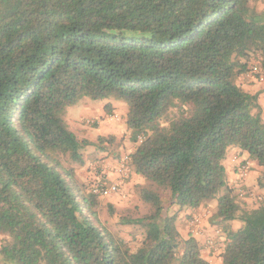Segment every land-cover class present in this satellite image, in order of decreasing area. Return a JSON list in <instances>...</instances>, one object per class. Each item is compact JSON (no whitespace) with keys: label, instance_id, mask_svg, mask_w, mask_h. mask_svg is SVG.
Instances as JSON below:
<instances>
[{"label":"trees","instance_id":"1","mask_svg":"<svg viewBox=\"0 0 264 264\" xmlns=\"http://www.w3.org/2000/svg\"><path fill=\"white\" fill-rule=\"evenodd\" d=\"M260 2L0 0V264H210L177 219L214 200L222 264H264V196L246 204L225 166L246 153L264 191L263 110L238 84L246 62L264 68ZM86 98L126 104L128 169L170 193L136 185L147 213L118 221L141 228L131 240L100 218L93 186L113 180L78 174L93 143L62 115ZM99 140L120 157L116 136Z\"/></svg>","mask_w":264,"mask_h":264},{"label":"rangeland","instance_id":"2","mask_svg":"<svg viewBox=\"0 0 264 264\" xmlns=\"http://www.w3.org/2000/svg\"><path fill=\"white\" fill-rule=\"evenodd\" d=\"M259 4L260 3L257 4L258 9L260 8ZM247 70H249L248 66ZM247 73L248 71L246 72V74ZM90 101V99L86 98L80 101L78 104L68 107L62 116L65 122L68 124L69 128L78 135L79 139L88 140L93 143V146H89L84 149L83 154L85 164L78 170L80 180L84 181V183H86L87 185L92 186L93 184L99 183V180L97 179L102 176L105 177V179H103L104 181L102 182H107L108 180H106V177H109L111 173L115 172V166H113L114 163L112 162L117 161L116 164L119 165L125 157L133 153L136 148V144L131 141L130 132L127 130L125 114L126 111L124 109L123 104L121 105V107L115 108L111 112H107L106 110H104L105 107L103 108L104 111H102V106H100L98 109L96 108L93 111L95 116H89L84 119L80 118V112L84 109L85 102L88 103ZM113 101L124 103L113 98L105 100V103ZM124 105L127 108L125 103ZM100 111H102L101 114L103 116L99 115ZM113 130L115 131V134H117V145L119 146L120 150L119 158H114L112 156L111 150L113 149V147H111V149L108 148L109 151L106 152H102L97 148V145L100 142L99 138L110 137L111 135H113L111 133V131ZM131 179L132 175L129 171L128 176L126 179H124L125 182L120 188L119 192L113 194L109 198L102 199L100 211L101 220L106 223L112 231L118 232L127 240H131V238L134 236L139 237L141 234V228L119 226L118 221L120 217L128 215L139 217L147 213V209L142 205V201L140 200L139 194L136 191V185H141V183L134 180L130 185H128V181L131 182ZM143 185L148 188H151L163 198H168L170 195L168 191H165L158 186H152L147 182H145ZM251 194L255 195V192L252 191ZM255 196L257 200L262 198V195L260 194ZM246 198L248 197H245L243 199L245 200ZM110 206L114 208L113 214H111L110 212ZM187 212L188 210H184L178 213V208L176 207H173L171 209L172 214L178 213L177 226L181 235L186 238L189 234L188 232L200 234L203 231L202 225L205 220L211 219L210 213L212 212V208H209L207 204L202 207L198 212H189V214H186ZM195 217L200 218L202 220L201 229H196L193 227V221ZM207 217H209L210 219ZM2 241L3 237L0 236V245ZM201 244L202 247L204 246L209 250L214 247L212 243L207 241ZM218 245L215 246L219 250L221 249V247H219Z\"/></svg>","mask_w":264,"mask_h":264},{"label":"crops","instance_id":"3","mask_svg":"<svg viewBox=\"0 0 264 264\" xmlns=\"http://www.w3.org/2000/svg\"><path fill=\"white\" fill-rule=\"evenodd\" d=\"M259 7H260L259 10H264V0L263 2H260ZM238 84L246 92L250 94H255L258 96L259 104L263 110V116H264V83H259L255 79L250 78L248 75L242 74L238 79ZM109 103L112 105L113 109L121 107V105L123 104L126 113L128 111L124 103H120L118 101H113V102H108V103H105V101L103 102H91L90 101L88 103L85 102L84 109L81 110L80 112L81 113L80 118L84 119L89 116H95L93 111L96 108L98 109L100 106H102V111H104L105 109L103 110V108ZM102 111H100L99 113L100 116H103L101 114ZM111 133L114 136H117L114 130L111 131ZM112 163H114L113 166H115V172L111 173L110 175L108 174L109 175L108 178L109 180L115 181L118 178V174L116 172L118 164H116L117 161L112 162ZM241 165H247L249 167V175L245 177L244 179L240 178V175H239ZM225 166L227 168V173H228L227 178H228L230 187L235 189L236 193L242 192V191L243 192L247 191V193H250L247 196L248 198L245 199V203L247 202L249 206L253 207L255 204H257L258 200L255 198L256 197L255 195L260 194L264 196V191L260 189L259 183H258L259 178L263 172L262 167H260L257 162L249 160L248 155L246 153H241L238 149H231L229 151L228 158L225 162ZM131 175H132V179H131V182L128 181V185H130L132 181L134 180L140 182L141 184L145 183V180L141 176H138L135 172H131ZM252 191L255 192V195L251 194ZM217 206H218V203L215 200L210 201L208 203V207L212 208V212L210 213L211 216L209 215L210 218L215 217L218 211ZM189 212L191 213L193 211L188 210L186 214H189ZM202 226H203L202 227L203 231L200 234H195L196 238L200 241V244L205 243V241H207V242L212 243V245H214V247H212V249L210 250L203 246L204 258L210 264H222L221 254L223 252V249L225 247V242L227 240L226 236L224 235L222 229L216 225L214 226L213 224H211L210 220H205ZM241 226L242 224L239 221H234L231 223V227L233 231H237L238 229L241 228ZM188 233L190 234L191 232H188ZM215 245H218L219 247H221V249L218 250Z\"/></svg>","mask_w":264,"mask_h":264},{"label":"built area","instance_id":"4","mask_svg":"<svg viewBox=\"0 0 264 264\" xmlns=\"http://www.w3.org/2000/svg\"><path fill=\"white\" fill-rule=\"evenodd\" d=\"M264 59V58H263ZM248 63V75L250 78L255 79L259 83H264V68L260 61L252 60ZM128 163H129V156L125 157L122 162L117 166V174L118 178L111 182L110 184L101 183L98 185L93 186V192L95 194L101 195L103 197H110L115 193H118L120 188L124 184V179L127 178L129 169H128ZM249 175V167L247 165H241L240 166V178H245ZM202 220L200 218L195 217L193 221V227L196 229H201ZM199 232V231H198Z\"/></svg>","mask_w":264,"mask_h":264}]
</instances>
